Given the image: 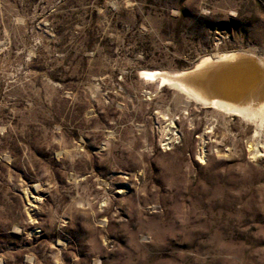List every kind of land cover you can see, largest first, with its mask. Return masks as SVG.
<instances>
[{
    "label": "rangeland",
    "instance_id": "obj_1",
    "mask_svg": "<svg viewBox=\"0 0 264 264\" xmlns=\"http://www.w3.org/2000/svg\"><path fill=\"white\" fill-rule=\"evenodd\" d=\"M236 52L264 0H0V264H264V87L141 78Z\"/></svg>",
    "mask_w": 264,
    "mask_h": 264
},
{
    "label": "water",
    "instance_id": "obj_2",
    "mask_svg": "<svg viewBox=\"0 0 264 264\" xmlns=\"http://www.w3.org/2000/svg\"><path fill=\"white\" fill-rule=\"evenodd\" d=\"M213 59L214 62L200 70L194 71L193 65L177 79L190 87L192 79L200 80L201 87L195 88V91L205 100L218 99L238 104H246L251 100L256 88L264 87L262 58L250 52H236L227 59ZM263 100L261 95L259 102Z\"/></svg>",
    "mask_w": 264,
    "mask_h": 264
},
{
    "label": "bare ground",
    "instance_id": "obj_3",
    "mask_svg": "<svg viewBox=\"0 0 264 264\" xmlns=\"http://www.w3.org/2000/svg\"><path fill=\"white\" fill-rule=\"evenodd\" d=\"M233 55H228V57H226L224 55L221 58H219V57H217V58L218 59H227V58H230ZM211 62H214V59L210 58V57H206V58L202 59L197 65H195L196 67L194 66L193 70L194 71L200 70V69L204 68L206 65H208ZM141 75H143V76H141V78L143 80H145V81H149L150 80V79H147L146 77L152 78L154 80L156 79L158 81V83L161 84V85H165L167 83L168 84L174 83L175 86L177 85V87L180 88V90L185 91L186 93H188V95L189 94L193 95L195 98L198 99V101H201V103L203 102V103L209 104L210 106H213V107H217V108H220V109L228 110V111H231L232 113L242 114V115L244 114L245 116L249 113V108L245 107L246 105L244 106V104L231 103V102L221 101V100L219 101L218 99L205 100L204 98H202L195 91V88L198 89V88L201 87V81L196 79V78L191 80L190 83H191L192 87H190V86H187L186 84H184L183 82H181L180 80H178L175 77H170V78L160 77V78H158L159 72L158 71H154V70H144V71H142ZM184 85H186L189 88H187ZM244 87H247V86H244ZM260 108L263 109V111H264V104H261Z\"/></svg>",
    "mask_w": 264,
    "mask_h": 264
}]
</instances>
